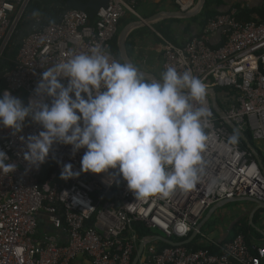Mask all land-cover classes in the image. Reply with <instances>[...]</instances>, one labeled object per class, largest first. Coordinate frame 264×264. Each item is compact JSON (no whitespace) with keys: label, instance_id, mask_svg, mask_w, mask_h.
I'll return each mask as SVG.
<instances>
[{"label":"built area","instance_id":"built-area-1","mask_svg":"<svg viewBox=\"0 0 264 264\" xmlns=\"http://www.w3.org/2000/svg\"><path fill=\"white\" fill-rule=\"evenodd\" d=\"M140 1L110 0L96 13L95 22L88 12L68 9L60 22L33 30L23 40L16 67L4 75L7 87L3 92L9 91L27 105L43 70L97 44L117 59L113 43L120 22L128 14L139 17ZM170 1L177 11L188 14L200 0ZM32 2L0 0V61L16 40ZM216 35L222 38L218 45L212 42ZM159 37L163 71L168 66L180 72L190 69L206 85L212 112L203 153L206 175L189 192L177 190L165 199H135L114 170L61 179L63 164L80 171L83 150L72 156L70 146L54 145L38 170L26 171L24 144L0 127V149L17 165L15 173L0 175V264H74L80 257L92 264H133L142 240L135 229L138 225L160 233L143 239L147 244L139 264L263 263L264 248L250 244L243 234L224 244L212 243L219 254L187 245L163 249L155 239H189L208 211L226 200L249 198L264 203V173L252 152L240 148L239 137L216 114L211 94L212 89L222 92L219 101L227 119L251 133L264 154V19L241 22L234 9L209 20L183 45ZM40 130L29 120L21 135ZM212 181L215 185L210 191ZM180 222L187 225L182 233L177 231Z\"/></svg>","mask_w":264,"mask_h":264},{"label":"clouds","instance_id":"clouds-1","mask_svg":"<svg viewBox=\"0 0 264 264\" xmlns=\"http://www.w3.org/2000/svg\"><path fill=\"white\" fill-rule=\"evenodd\" d=\"M207 94L190 69L168 66L160 80H149L97 44L43 70L27 105L9 91L0 94V127L24 144L26 171L38 170L54 145L70 146L72 156L83 150L80 171L63 164L61 179L114 170L135 199H165L193 190L206 175ZM29 120L41 130L25 137ZM16 171L0 149V175Z\"/></svg>","mask_w":264,"mask_h":264},{"label":"trees","instance_id":"trees-1","mask_svg":"<svg viewBox=\"0 0 264 264\" xmlns=\"http://www.w3.org/2000/svg\"><path fill=\"white\" fill-rule=\"evenodd\" d=\"M60 0H33L31 3L24 21L20 27V30H29L32 29V27L37 23L38 19L44 21L45 19H49V24H54L57 22L58 14L54 12L55 10V4L58 3ZM230 5L225 0H207L206 7L202 14L199 17H196L194 19H191L192 23H189L190 25L185 29V34L190 33L191 38L198 35L202 28L209 22V20L222 15L231 12L232 10L236 9L238 10V19L241 22H248L254 19H257L258 17L261 19H264V8L263 9H250L248 6H244V4L239 2H234L232 7L229 9H226V7ZM223 8V10H222ZM61 12V11H60ZM91 16V21L95 22L96 20V14H93L92 12H88ZM258 15V17H256ZM137 20L136 17L133 15L128 16V18L122 19L120 22V28H119V34L122 31V29L130 24L131 22ZM186 23V21L182 20H169L163 23H160L156 27V30L159 34H162L167 40L171 41L172 43L178 44L177 36L178 31L174 29L175 25ZM196 27L195 30L192 31V28ZM118 36L114 40L113 43V53L116 55L117 59L121 60L119 49H118ZM156 38L160 40V37L156 35ZM133 35L130 37L127 47L128 52L131 55L132 54V47L134 46L133 42ZM21 46L16 44V40L11 44L10 48L6 52L4 58L0 61V94H2L3 90L6 89L7 84L4 79V75L7 71L12 70L16 67V60L17 56L19 54ZM219 96H222V92L219 91ZM247 136L252 141L253 145L256 147L258 152L260 153L262 159L264 160V154L260 149V146L257 145L253 139L251 133L247 132ZM238 142L240 145V148L243 151H250L248 146L240 139L238 138ZM251 152V151H250ZM254 157V156H253ZM261 211L257 212L253 223L250 224L249 220L244 219L243 221H240L234 228L235 235L237 234H243L247 238L248 242L251 244L252 237H262L260 231L258 230V225L261 223ZM142 238L152 237L153 235H159L160 233L158 231H151L147 228H144L143 226H136ZM202 240V236H198V238L192 242L191 244L187 245L189 248H192L194 250H201V249H208L214 254H219L220 250L216 247H212L209 244H200V241ZM183 241V240H182ZM156 243L159 244V246L163 249L169 247V245L162 243L160 241H157ZM224 244V243H221Z\"/></svg>","mask_w":264,"mask_h":264},{"label":"crops","instance_id":"crops-1","mask_svg":"<svg viewBox=\"0 0 264 264\" xmlns=\"http://www.w3.org/2000/svg\"><path fill=\"white\" fill-rule=\"evenodd\" d=\"M230 5L226 7V9H229L232 7L234 2H239L244 4V6H248L250 9H263L264 8V0H225ZM223 10V8H222ZM177 11L176 6L170 1V0H141L137 6V12L139 14V17H136L137 20L131 22H137L142 19H148L153 17L154 15H157L159 13H171ZM131 14H128L125 18L130 17ZM258 17V15H256ZM169 20H181V19H166L157 22L155 25L148 27V26H142L139 27L138 29H135L131 36L133 35L134 39V46L132 47V54L130 57L134 61V63L143 71H146L147 73L153 75L157 79L162 78V74L164 73L163 71V53H162V44L161 40H158L156 38V35L159 36L161 35L164 37L162 34H159L156 30V27L160 25V23L169 21ZM186 21V23L175 25L174 29L178 31V44L176 45H183L185 44L189 39H191V34H185V29L190 25L189 23L191 22V19L188 20H182ZM179 29V30H178ZM196 27L193 26L192 31L195 30ZM130 36V37H131ZM165 38V37H164ZM222 38L219 35H216L212 42L213 44H219L221 42ZM175 44V43H174ZM251 213L254 210L255 206L250 205L249 206ZM261 211V223L258 225V230L260 231L262 237H252L251 239V244L258 245L264 248V210H259ZM258 211V212H259ZM224 211L221 212V210L216 211L213 217L223 215ZM206 216V215H205ZM239 215H237L238 217ZM245 215H241L238 218L237 217H231L229 216V219L226 223L219 224V238L218 239H208L206 235L202 233L201 230V235L202 240L200 241V244H209L211 245L214 242L220 243H227L229 242L235 235L234 228L235 226L240 222L244 220ZM251 216V215H250ZM232 218H234V221ZM249 223L250 222V217H249ZM207 225V224H205ZM46 225L44 221L41 222V228H44ZM50 233L53 231L48 230ZM141 237V236H140ZM198 238V237H197ZM196 238V239H197ZM141 241H138V249L141 245L142 242H144V238L141 237ZM195 239V240H196ZM158 241L157 239H155ZM194 240V241H195ZM192 241V242H194ZM191 242V243H192ZM190 243V244H191ZM146 248V247H145ZM138 251V250H137ZM145 252V250H144ZM136 256V254H135ZM135 258V257H134ZM74 264H92L90 259L87 257H80L78 258ZM264 264V261L263 263Z\"/></svg>","mask_w":264,"mask_h":264},{"label":"water","instance_id":"water-1","mask_svg":"<svg viewBox=\"0 0 264 264\" xmlns=\"http://www.w3.org/2000/svg\"><path fill=\"white\" fill-rule=\"evenodd\" d=\"M66 1H67V8L68 9H76V10H80V11H84V12H92L93 14H96L101 8L107 7L109 2H110V0H66ZM206 3H207V0H200L197 9L192 13L183 14V13H180L179 11H175V12H171V13H159L157 15H154L151 18L142 19V20H139V21L134 22V23H130L127 26H125L119 34L118 43H117L121 60L123 62H126V63L133 65L138 70V72L141 75H143L145 78H147L149 80L150 79H157L156 77L147 73L146 71L141 70L134 63L132 58L130 57V54L128 52L127 43L130 39L132 32L135 29H138L139 27H142V26L143 27L144 26L151 27V26L155 25L157 22L162 21V20H166V19H181V20L194 19L196 17H199L202 14V12L204 11V9L206 7ZM64 12H66V11H64ZM62 16H63V13L61 15H59L57 22L61 21ZM49 22H50L49 19H45L44 21H40V22L36 23L32 27V29L20 30L18 35H17V38H16V44L19 46H22L23 40L25 39V37L29 33H31L33 30H37L39 28H42V27L49 25ZM157 80H159V79H157ZM211 94H212V104H213V108H214V111L216 112V114L225 122V124L230 128V130L232 132H234L248 146V148L252 152L257 164L259 165L261 171L264 173V160L262 159V157H261L260 153L258 152V150L256 149V147L253 145L250 138L235 123H233L227 119L225 113L222 111L221 106H220L219 92L215 89H212ZM236 201L250 202L255 206V208L252 211L251 216H250V222L251 223H253V220H254L256 213L259 210H264V203L253 200V199L242 198V199H235V200H226L222 203L217 204L216 206H214L213 208H211L208 211V213L206 214V216L204 217V219L200 223V225L198 227V231H201L203 226L205 224H207L212 219V217L214 216L216 211L222 209L228 203L236 202ZM198 231L194 232L189 239L184 240V241L169 240L167 238H164L163 236L158 237V241L165 243L169 246H180V245L185 246V245H189L192 241H194L198 237V233H197ZM146 244H147L146 241L141 243V245H140V247L136 253V256L134 258L133 264H139L143 254H144Z\"/></svg>","mask_w":264,"mask_h":264},{"label":"rangeland","instance_id":"rangeland-1","mask_svg":"<svg viewBox=\"0 0 264 264\" xmlns=\"http://www.w3.org/2000/svg\"><path fill=\"white\" fill-rule=\"evenodd\" d=\"M250 205L253 204L246 201H236V202L228 203L222 209H220L221 212L224 211V214L216 217H212V219L207 223V225L203 226L202 233L206 235L208 239H218L220 235L219 224L226 223L229 219V216L237 217V215L239 216L245 215L244 219L249 220V217L251 215V210L249 208ZM232 219L233 220L231 221H234V218Z\"/></svg>","mask_w":264,"mask_h":264},{"label":"flooded vegetation","instance_id":"flooded-vegetation-1","mask_svg":"<svg viewBox=\"0 0 264 264\" xmlns=\"http://www.w3.org/2000/svg\"><path fill=\"white\" fill-rule=\"evenodd\" d=\"M54 6H55L54 12L56 14H58V16L61 15L62 13H64V11L68 10V8H67V1L66 0H60Z\"/></svg>","mask_w":264,"mask_h":264}]
</instances>
